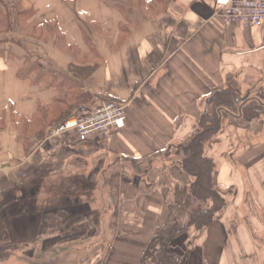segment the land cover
I'll use <instances>...</instances> for the list:
<instances>
[{
    "label": "crops",
    "instance_id": "crops-1",
    "mask_svg": "<svg viewBox=\"0 0 264 264\" xmlns=\"http://www.w3.org/2000/svg\"><path fill=\"white\" fill-rule=\"evenodd\" d=\"M80 66L95 69L82 79ZM71 81L90 96L79 108L123 103L125 127L85 142L54 135L45 112L71 96ZM217 89L242 99L205 145L224 204L173 251L184 264H264V113L241 111L264 106V23H226L217 0H0V224L42 210L59 178L87 179L100 201L89 197L84 219L109 241L92 264H143L154 236L212 205L190 196L180 146ZM47 238L1 245L0 264L63 256L42 247Z\"/></svg>",
    "mask_w": 264,
    "mask_h": 264
},
{
    "label": "trees",
    "instance_id": "trees-1",
    "mask_svg": "<svg viewBox=\"0 0 264 264\" xmlns=\"http://www.w3.org/2000/svg\"><path fill=\"white\" fill-rule=\"evenodd\" d=\"M95 66L75 67L73 72L82 79L90 76ZM72 82L69 89H73L69 98H59L55 107L45 112L48 124H59L73 116L71 110L81 102L89 101L90 96L81 92V85ZM242 99L229 90H215L209 97L206 107L201 114L199 127L193 135L192 140L185 146H180L184 160L182 166L184 170L193 176L190 196L203 201H210L212 205L206 210H198L193 213L191 220L185 225L175 223L172 227L163 229L150 241L144 256L143 264L148 259H155L156 264H184L185 257L173 251L172 241L179 235L186 232L189 227L202 229L212 222L216 213L224 204L215 187L214 181V161L205 156V145L217 135L222 127L223 117L228 113H239V105ZM242 118L250 121L264 113V106L257 100H252L241 109ZM179 147V148H180Z\"/></svg>",
    "mask_w": 264,
    "mask_h": 264
},
{
    "label": "rangeland",
    "instance_id": "rangeland-1",
    "mask_svg": "<svg viewBox=\"0 0 264 264\" xmlns=\"http://www.w3.org/2000/svg\"><path fill=\"white\" fill-rule=\"evenodd\" d=\"M75 108L79 110V105ZM232 119L234 120V118H227L228 121H233ZM90 186L87 179L83 178H59L57 184L48 185L51 190L43 195L47 199V203L42 210L33 211L26 216L19 212H13L7 218V224H0V246L23 244L24 240L45 236L48 238L42 242V247L64 252L63 256L57 259L49 256L44 261L45 264H92L97 260L99 254L103 256L104 252L109 249V241L101 240L103 231L101 226L95 227L84 219L91 213L88 207L90 205L84 203L91 196L93 201L99 200L100 196L98 194L90 195ZM60 209L66 211L63 212ZM57 210H59L58 214ZM44 211H50L48 220L43 217ZM4 233L7 234L5 239ZM9 264H27V262L11 259Z\"/></svg>",
    "mask_w": 264,
    "mask_h": 264
},
{
    "label": "built area",
    "instance_id": "built-area-1",
    "mask_svg": "<svg viewBox=\"0 0 264 264\" xmlns=\"http://www.w3.org/2000/svg\"><path fill=\"white\" fill-rule=\"evenodd\" d=\"M226 23L260 26L264 23V0H217ZM126 107L115 100L101 101L94 107H80L79 112L52 127L54 135L73 131L79 141L125 127Z\"/></svg>",
    "mask_w": 264,
    "mask_h": 264
}]
</instances>
